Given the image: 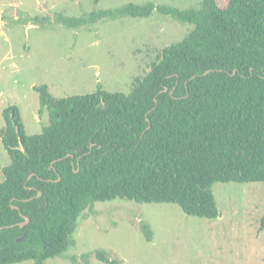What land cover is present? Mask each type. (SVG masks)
<instances>
[{
	"label": "trees",
	"instance_id": "trees-1",
	"mask_svg": "<svg viewBox=\"0 0 264 264\" xmlns=\"http://www.w3.org/2000/svg\"><path fill=\"white\" fill-rule=\"evenodd\" d=\"M154 11L193 28L165 46L128 93L99 85L57 98L39 85V113L46 110L49 122L33 135L18 105L4 108L0 139L11 162L1 167L0 264L64 255L97 201L174 203L188 215L216 218L213 183L264 182V0H202L186 9L128 3L60 13L55 22L77 28ZM24 216L30 220L21 227ZM141 226L151 240L150 225ZM95 256L118 264L106 250ZM81 258L72 261L88 264L89 254Z\"/></svg>",
	"mask_w": 264,
	"mask_h": 264
},
{
	"label": "rangeland",
	"instance_id": "rangeland-1",
	"mask_svg": "<svg viewBox=\"0 0 264 264\" xmlns=\"http://www.w3.org/2000/svg\"><path fill=\"white\" fill-rule=\"evenodd\" d=\"M198 8L202 0H0V129L3 110L19 106L29 135L42 132L48 112L39 113L35 87L47 84L54 97L92 93L99 85L128 93L165 46L182 40L193 24L154 11L148 17L105 18L77 28L56 23L57 14L81 16L128 3ZM50 17L36 21V17ZM10 156L0 139L1 167ZM219 215L186 214L179 205L115 199L97 201L78 220L76 244L45 264H107L95 256L106 250L118 264H264V182H215ZM142 223L153 233L147 240ZM12 264H34L29 259Z\"/></svg>",
	"mask_w": 264,
	"mask_h": 264
},
{
	"label": "water",
	"instance_id": "water-1",
	"mask_svg": "<svg viewBox=\"0 0 264 264\" xmlns=\"http://www.w3.org/2000/svg\"><path fill=\"white\" fill-rule=\"evenodd\" d=\"M165 91H168V88H165ZM81 150H78V152H80ZM73 156V154H71ZM42 192H39L38 196H41ZM14 208H17V206L13 205ZM25 217V221L19 223V225L21 227L25 226V224H27L30 220V218L28 216H24ZM3 228L2 226L0 227V229Z\"/></svg>",
	"mask_w": 264,
	"mask_h": 264
}]
</instances>
